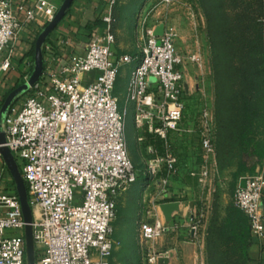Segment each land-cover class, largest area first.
Instances as JSON below:
<instances>
[{
	"label": "built area",
	"instance_id": "1",
	"mask_svg": "<svg viewBox=\"0 0 264 264\" xmlns=\"http://www.w3.org/2000/svg\"><path fill=\"white\" fill-rule=\"evenodd\" d=\"M117 2L111 1L103 17V32L95 34L84 52L71 61L44 46L54 70H44L31 89L34 96L20 110L12 106L2 123L5 146L15 157L33 209L37 264H112L120 245L114 238L118 200L138 180L127 138L130 109L137 145L152 141L147 147L151 156L147 177L167 174L170 178L180 173L182 165L200 181L211 174L205 165L215 156L216 120L211 106L204 103L199 116L190 125L185 123V71L199 62L198 56L184 55L176 33L167 25L164 34L156 37L159 25H148L146 14L140 19L145 34L140 54L118 55ZM60 7L56 0H35L22 22L13 0H0V84L14 67L24 28H45ZM262 28L264 37V17ZM34 66L25 64L24 83ZM126 66L131 73L125 109L120 112L115 90L121 68ZM93 73H97L94 80L87 78ZM176 147L179 154L174 153ZM168 182L161 180L163 185ZM263 198L262 169L239 178L233 204L247 217L253 241L264 240ZM137 224L143 244L169 229L162 215L151 211L141 215ZM26 226L14 182L0 154V264H27ZM163 257L151 250L149 263L159 264Z\"/></svg>",
	"mask_w": 264,
	"mask_h": 264
},
{
	"label": "rangeland",
	"instance_id": "2",
	"mask_svg": "<svg viewBox=\"0 0 264 264\" xmlns=\"http://www.w3.org/2000/svg\"><path fill=\"white\" fill-rule=\"evenodd\" d=\"M263 1L250 0L253 4L251 13L254 20L251 24L253 36L251 41L254 44H257L259 29L257 19L264 17V7L261 5ZM223 4V14L220 19L218 18L219 30L225 37L222 48L226 52H231V55H228L222 64L225 69V80L228 83L227 91L234 97L231 100L235 107V95L242 91L238 86L240 78L235 67L241 64L242 56L239 55L238 50L243 46V37L246 33L240 28L238 15L241 11L236 10L228 0H224ZM218 6H220L218 0H118L117 2L115 11H120V15L130 17L133 14L137 20H140L141 16L146 14L149 19L148 25L153 26L158 22L168 25L177 35L178 49L186 56H198L199 62L188 65L185 71L188 85L185 123L190 125L199 116L204 103H207L215 116L216 138L215 156L208 164L200 162L211 170L207 180L200 181L198 177H192L190 171H185L189 169L185 165L180 166V173L170 178L167 174H162L153 179L147 177L146 172L147 162L151 159L147 147L152 141L149 139L141 146L137 145L133 111L129 110L127 138L130 156L138 173V180L132 188L139 193V199L135 209L128 207L118 212L114 225L116 228L114 238L120 242V245L112 264H150L151 250L164 257L172 256L171 264H209L208 239L212 222L216 218H225L228 210L234 208L233 196L239 178L238 165L242 160L250 162L251 165L258 164V157L264 152V111L250 120L249 136L244 141L239 140L234 134L236 114L232 112L225 116L222 123V118L217 114L216 65L210 39L208 12H213ZM22 46H24L23 50ZM26 49H28L27 44L19 43L14 59L22 60L25 56L23 51ZM139 54L138 51L137 55ZM25 71V66L13 67L9 73L3 75L0 84L1 105L9 94L24 85ZM130 73L131 67L121 68L119 85L125 83ZM34 94L33 90L22 94L13 106L20 110ZM125 96L119 98L120 112L125 109ZM157 150L159 154L164 152L159 143ZM174 153L179 154L177 147L174 148ZM259 167L261 163L257 165V169ZM165 179L169 180L168 184H161V180ZM153 198L157 199L155 205L154 201L152 202ZM171 202L182 204V214H177L173 222L168 224L169 229L162 237L148 244L141 243L137 232V223L141 215L154 210V207L157 213L162 215L161 203ZM150 206L152 208H149ZM140 207H142L141 215L138 214ZM153 212L155 215L156 212ZM193 232L195 238H192ZM7 235L12 237L15 231H7ZM223 252L225 254L218 256L216 263L220 264L225 260L226 263L232 264L236 256L235 252L233 250Z\"/></svg>",
	"mask_w": 264,
	"mask_h": 264
},
{
	"label": "trees",
	"instance_id": "3",
	"mask_svg": "<svg viewBox=\"0 0 264 264\" xmlns=\"http://www.w3.org/2000/svg\"><path fill=\"white\" fill-rule=\"evenodd\" d=\"M223 1L218 0L220 6L208 12V21L211 27L210 39L214 63L216 65V84H217V114L222 118L234 115V134L239 140H246L249 136L250 120L264 111V37L262 28V17L258 18L259 29L257 30V44L252 39L251 13L253 4L250 0H228L234 5L235 9L241 11L238 15L240 28L246 33L243 37V46L238 50L241 57V64L235 67L239 74L240 82L238 86L242 89L240 94H236V105L233 106L231 93L227 91L228 83L225 80V69L223 62L231 55V52L223 50L222 45L225 37L220 33V22L218 18L222 16ZM264 7V1L261 3ZM219 18V19H220ZM257 25V27H258ZM33 58L35 56V45L32 50ZM235 104V103H234ZM264 160V152L258 157V164ZM257 163L253 165L245 160L240 161L238 165L237 176H251L256 173ZM238 178V180H239ZM234 206V204H233ZM251 229L247 217L235 206L230 208L225 218H216L212 226L208 239V257L209 264H217L215 260L223 251L233 250L236 254L232 264H249V248L252 244ZM220 264L226 263L223 260Z\"/></svg>",
	"mask_w": 264,
	"mask_h": 264
},
{
	"label": "crops",
	"instance_id": "4",
	"mask_svg": "<svg viewBox=\"0 0 264 264\" xmlns=\"http://www.w3.org/2000/svg\"><path fill=\"white\" fill-rule=\"evenodd\" d=\"M111 1L112 0H75L66 18L50 36L45 46L52 48L53 53H55L65 61H71L76 55L82 54L89 40L95 34L103 32L105 28L103 17L107 14L110 8ZM56 2L61 6L64 0H56ZM34 3L35 0H13V8L17 12L22 22H25L26 11L32 8ZM120 13V11H115L117 20V25L115 27L117 38L115 51L120 56H135L137 55L139 48L143 44L145 38V34L143 31L144 29L142 28L141 21L137 20L133 14H131V16L129 17V15H120ZM158 25L166 26V24L163 22H158ZM43 29V25H35L32 28H24L18 44L24 42L25 44H27L28 49L23 51L25 53V56L22 58V60H14V67L25 66V64H27L28 62H30L31 64H35V56L33 58L32 50L34 49L36 40ZM23 48L24 46H22L21 49L23 50ZM44 56L45 71L54 70V67L51 65L50 53L46 50V48L44 49ZM96 77L97 73H93L90 74L87 78H89L90 80H94ZM129 77L130 74L127 77L125 83L119 85V76L115 90V94L118 98L125 96L129 83ZM259 168L264 171V160L262 161L261 167ZM138 194L139 193H136L134 188H131L128 192L124 193L118 200V212L120 211V209L122 212V209H126L128 207H131V209L133 207L135 209L139 199ZM153 201L155 205V201H157V199L153 198L152 202ZM149 208L152 207L150 206ZM153 211L157 213L155 207L154 210L151 211L152 214L154 213ZM140 212H142V207H140L138 214H140ZM125 222L127 223V221ZM192 238H195L194 232L192 234ZM248 253L250 257L249 264H264V240L253 241ZM171 262L172 256L170 264Z\"/></svg>",
	"mask_w": 264,
	"mask_h": 264
},
{
	"label": "water",
	"instance_id": "5",
	"mask_svg": "<svg viewBox=\"0 0 264 264\" xmlns=\"http://www.w3.org/2000/svg\"><path fill=\"white\" fill-rule=\"evenodd\" d=\"M74 1L75 0H64L54 20L50 22L38 36L35 43V66L29 81L24 83V85L19 86L11 94H9L4 100V103L0 110V154L14 182L17 194L21 202L24 220L27 224L25 229L27 264H37L36 247L32 226L33 209L29 203L27 186L16 163L15 157L10 149L5 146V144L7 143V139L6 134L2 130V123L7 116L9 109L13 106L17 98L22 94L29 92L42 77L45 70L44 46L48 42L50 36L66 18ZM164 31L165 25L159 26L155 31V36L161 37L164 34ZM186 90L188 92L187 84ZM160 211L164 217L166 224H170L171 222H173L177 214L182 213L181 204L179 202L164 203L160 205ZM170 261L171 257H163L160 259L159 264H170Z\"/></svg>",
	"mask_w": 264,
	"mask_h": 264
},
{
	"label": "bare ground",
	"instance_id": "6",
	"mask_svg": "<svg viewBox=\"0 0 264 264\" xmlns=\"http://www.w3.org/2000/svg\"><path fill=\"white\" fill-rule=\"evenodd\" d=\"M36 212H37V210H36Z\"/></svg>",
	"mask_w": 264,
	"mask_h": 264
}]
</instances>
